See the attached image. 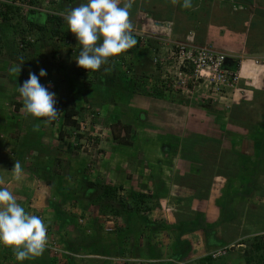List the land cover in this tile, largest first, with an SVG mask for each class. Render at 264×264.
<instances>
[{"label":"crops","instance_id":"0c3cea01","mask_svg":"<svg viewBox=\"0 0 264 264\" xmlns=\"http://www.w3.org/2000/svg\"><path fill=\"white\" fill-rule=\"evenodd\" d=\"M210 1L211 2H209L207 7H205L209 10V12H211L212 7L213 8L215 7L213 5V0H210ZM214 1L224 2L226 4L222 7L224 9L226 8L228 9L229 4L233 5L235 3L237 5H240V7L238 8H241V9L247 6L249 9L252 8L255 10V9H258L259 7L264 6V0H252L250 4H247L246 0H238V1L237 0H214ZM84 2L86 1L84 0ZM76 6H78V4L76 3H65V8L67 9H69L70 7H76ZM231 8L233 7L231 6ZM143 15L144 16H142V13H138L137 15L138 23L142 24V23L147 22L151 24V21H152L156 26H160L156 24L155 21H153L146 14H143ZM174 20L176 19H173L171 22L165 23V25L169 24L171 26V30H172V24L175 23ZM162 25H164V23ZM248 26L249 25H247V27L245 28L243 32L242 31L234 32L233 30L231 31L232 32L231 34L229 33L225 34L223 36L224 40L230 36L236 37V40H234L233 43H230L233 47L229 45L226 49H223L221 47H219L218 49L221 51H225V50L233 51L234 46H238L239 51L237 52L241 53L242 51H244L245 50L243 49L244 48L243 46L245 45L244 38L246 36L244 34L245 32L252 33L253 31ZM62 29L66 33L69 31L67 24L64 25ZM208 30H210V26ZM219 37L220 36L216 38L219 39ZM209 39H210L209 36H206L204 42L213 44ZM63 44L64 45L60 48V51L63 50L64 52L67 53L68 46L65 45L66 43H63ZM80 47L81 46H76L77 49H79ZM44 50L46 52L44 54L49 55L48 48H44ZM234 52L236 51L234 50ZM242 54H244V57H245V51L244 53L242 52ZM254 54L255 55L251 54L252 56L248 55V57H245V58H243V55L236 56L237 60L241 61V64L239 66V73H240L242 80H244V82L241 84L243 88L241 87L239 95H241V97L245 99L251 97V95L253 94L251 91L252 89H259V90H263L262 92H264V52L254 53ZM76 58L77 56L67 57V54L64 58H62L63 69L58 73L61 74V72H65L64 77L61 79L63 80L62 84L64 85H68L69 83L74 84L78 82V80L77 81L74 80L77 69H83L84 70L83 74L85 76L90 74L89 70H86L77 65ZM260 58H262V60L258 64H255V59H260ZM7 60H8L7 58H4V59H1L0 61L1 62L0 64V112L2 111V109H4V112L2 111L3 113L2 115H0V131H1L0 132V146L1 147L3 146V150L5 147L8 146V149L11 151L10 154L9 153L5 154L7 156V161L11 163V166L7 167L8 170L6 172H3V171L1 172V169H0V179L3 180V184H0V187H7L15 195L17 201L25 208V210L28 213L30 212V214L37 215L43 218V220L46 219L44 220V222L47 225L48 242L53 241L59 247L61 244L63 246L65 243L66 244L69 243L72 249H77L78 244H79L82 249L94 248V249L101 250L103 252L102 255H100V253L97 252V254L94 255L95 258H86L89 261L92 260L93 264H126L128 262H130L131 264H134L136 262H140V263L156 262L157 259H155L156 258L155 253L157 252V249L160 248L161 245L162 246L160 249L163 252H165V250L169 252L172 246L175 248V251H176L177 249L175 245H176V236L178 235V230H179L178 227L182 224H186L187 221L190 222L189 227H193L191 226V223L196 222V221L197 223L200 224V226H195L194 229L193 228L187 229V231L184 232V235L180 237L181 240L185 239L189 242L188 247H190L191 249L190 252L186 254L188 256L184 258L185 260L188 257L192 256L190 255V253L191 254L193 253L194 256H196L202 250L204 251L207 250L206 252L207 254L209 252L208 249L210 248L211 250L212 247L215 245L214 243L217 240L218 241L220 240V235L224 234V232L222 231V228L220 226H217L214 229L215 230V233H214L212 232L213 230L211 231L209 230V226H212L213 224L218 222L221 218L220 210L216 204V201L223 200L222 189L225 184V179L219 176L211 177L210 169L206 171L200 168L201 170L200 172L193 171L194 163H191L188 160H184V159L178 160L176 163L175 160H172L173 157L170 158L174 154L175 146L169 144L170 143L169 139H167V141L165 142V144L168 143L167 146L169 145L168 147L166 146L167 148H162V146H159L158 144H154L155 145L154 152L150 150V153L154 154L153 156L155 160L154 162L151 163L150 158H149L150 156L148 155V157H146L147 149L143 147L142 149L139 145L146 144L147 139H151L152 142L158 143L157 138L161 137L158 135L161 131V128H153V134L154 133H158V134L147 135V137H142L140 127H139V125L141 124V121L137 120L136 118H132L131 121L133 124H137L138 126L137 130L140 131V135H138L139 137L137 136L138 140L137 138L133 137L135 139L133 143L135 144L132 145L133 146L132 149L133 148L134 149L131 150V148H129L130 146H126V148L127 149L129 148L130 151L127 150L124 152L130 155L131 158L128 159L122 155H119L117 159H113L112 157L113 153H117V151H121V149H120V146H118L116 149H113V147H115V145H118V144H116L112 140L110 132H109L110 136L107 140L108 142L107 144L109 145V148L111 149L110 154L107 155L106 153L105 156L98 155L95 162L96 164H98L100 169H103L102 170L103 172L105 171L107 175H110V174H114V171L115 170L117 171V169H122V168L125 169L124 165H125L126 160L132 161V165L130 167H133L131 168V171L136 172V177H135L136 179L132 178L133 180L131 179L130 181H128L129 179L127 180V178H124V180L126 179V181H124L126 183V186L124 188L129 190L128 193L131 194L133 198L131 200H137V199H140L142 196H144L143 197L144 202H141L144 210L137 209V211L135 212L133 211L129 212V211L124 210L122 212V215L126 212L125 215H128V216L127 217L124 216V217H126L127 221L131 220L130 223L131 224L134 223L135 226L136 224L141 225L144 222L143 226H145V228L147 229L149 228V230L146 229V232L148 234L152 230L151 226H153L155 224L154 222L156 221L157 227L156 229H154L155 232L153 231L155 234L153 235L154 238H152L154 240L152 243V247L149 246V249L151 252H148L147 256L142 255L141 258L136 257V258H139V260L134 261V259L136 260V258L133 259L135 253H136V256H139L138 254L139 251L135 252V248H137V246L139 245L138 241L142 240L143 237H144V240H146L145 238L147 237V235L142 236V232L139 231V229L135 230L136 227H132L133 230L131 228L128 229L129 233H127L128 237L126 238V240L128 241H126L125 239L124 240L120 239L119 242L116 241L117 242L116 244L111 245L110 243H108L110 240H108L107 242V239H105L104 237L100 238V241L95 240V239L91 240V238L98 237V234H99L98 232L101 231L100 233H102V230H100L101 226L99 225V223L102 224V220L105 217H112L111 214L106 215L104 217L100 214L97 217L95 216V212H100L99 210L100 208L96 204L92 203V200L95 196L94 194H96V191L94 188L88 187L87 183L94 182L98 178V174L97 175L94 174V176H92V179H87L83 181L81 177L82 175L80 176L78 175V173L76 174L75 172H72L71 177L69 175V172L65 173V171H68L67 170L68 166H69V170L71 169L70 167H73L72 164L74 162L72 161L76 160L77 158H80L84 160V163H88V158L87 157L85 158V156L81 157L80 153L76 155V154H69L65 152L66 150L65 146L62 147L63 152H60V149L57 150L56 148H52L48 146L49 145L48 141L56 140L55 139L56 138L55 136H57L56 133H54V135L52 134L49 137L48 136L42 137L39 143H35L33 145L35 147L27 146L26 143L23 141L24 138L22 136L19 137V140L17 141L14 137L12 138V131L15 127L13 121H15V119H16V123L17 121L18 122L20 121L22 122V124H24V126L25 125L28 126V124L26 123L27 120L29 122H34L33 120L35 119L38 120V118H34L33 116L27 113H26L27 115H23L24 113V111H22L23 108L15 115L12 112L11 100L12 101L16 100L17 102H23V99L17 90L18 85L22 86L23 82L28 79L29 72H35L37 76H39V72L41 68L34 67V65L37 63V58H35L34 61H31V66H28V64L25 65V67H27L26 68V72H28L27 74H24V75L16 74L18 76L16 77L12 76V78L10 79L9 76L12 74L10 72V68L14 65V61L10 59V62L8 63ZM115 60H116L115 58H110L109 63L107 65H103L99 71H96V73L98 75H100L99 73L104 74L105 72L104 69L110 68L111 71L105 72V74L111 75V73H113L112 64ZM228 62L234 63L235 61L230 60ZM43 63H44L43 65L46 66V62H43ZM54 66L56 67V65ZM21 71H24V70H21ZM56 76L52 75L51 78L56 77ZM262 76H263V79L260 80ZM45 77H40V81L47 82L50 80L48 79V76H45ZM100 79H102V77H100ZM62 84H59L60 94L59 93L56 94V99H58L61 96V94L67 90V87L66 88L64 87V91H61ZM52 86H53L52 83H48L46 87L51 88ZM83 88L84 86L81 89ZM84 90L86 92V88H84ZM81 92L82 91H79V92L76 91L74 95H75V98L77 99V103H79L80 106H83L84 100H83V97H81V94L83 92L82 93ZM127 98L128 97H126L123 100L114 98L115 104L113 105L103 104L101 108H97L101 111L100 112L101 117H103L102 111H105V110H108L109 112L115 110L117 113L121 105H123L124 103H125L126 110L129 112V107L131 103L130 104L128 103ZM154 100H155L154 102L155 104L153 103L151 105V103L148 102L146 105L149 109L147 111L141 112L143 113L142 121H145L147 119L152 120V121L154 120L158 121V119L160 120V117L156 118V113L157 111L159 112V110H162L161 108L163 107V105H161L160 103L164 104V100L162 99H158V100L154 99ZM169 105L171 104L169 103ZM172 106L175 107V105H172ZM109 107H111L113 110L109 109ZM180 108L185 109V107L183 108L182 106H180ZM173 110H176V112H179L178 108H174ZM173 110L170 111V114L174 115V117L172 118L176 119V115L172 113ZM148 111L150 112L148 113ZM14 115L16 116L15 118L13 117ZM119 115L120 114H118V116L116 117L112 116L111 121L115 122L116 120L117 121L119 120L123 124H126V123L130 124L129 122L125 123V121ZM179 115H180V112H179ZM162 117H164V122L166 123V126L163 124V121L161 122V125L162 126L164 125V128L167 131H171L173 133L172 127L174 126L172 125L167 126L166 116H162ZM136 120L139 121L140 123H138ZM36 124H39V123H36ZM227 126L230 127L231 125H229L228 123ZM4 127L7 131H3ZM35 127L36 126H34L33 129L31 130L32 134L30 135L37 138L38 136L36 134L41 129L35 130ZM57 127L58 128L60 127L59 123L56 124V128ZM235 127L236 129L232 130L233 134L231 133V131H230L231 134L229 133L226 134V139L224 140V142L225 141L226 142L223 143V146H221V148L226 149V150H233L237 153H241V154L248 155V156L254 155L255 153L254 144L250 137L252 132L248 134V132H245L240 127L238 126H235ZM26 130H29V129H26ZM143 130H146V127ZM76 132L81 135L83 134L81 128L78 129ZM154 136H156V138L152 140ZM166 137L169 138V135H166ZM19 141H20V144H18ZM137 141L139 142L138 143L139 145L135 147H137L138 149L134 147ZM241 143L244 145H242ZM32 144L33 142L31 143V145ZM100 144H102L101 139H100L99 145ZM225 144L226 146H224ZM99 145H98V148H99ZM232 145H238V146L233 147ZM238 147H240L241 149L239 150ZM31 148H34V149H31ZM0 151L2 150L0 149ZM40 153H47L48 156L44 158L42 157L40 158L38 157ZM157 153H161L162 156H165V158H161L160 156H157ZM20 158L22 159V161L20 160ZM55 158L60 160V162H58L59 163L58 176L52 175L51 171L49 172V171L44 170V168L48 167V165L43 164V162L49 164L51 159L54 160ZM16 160H19L23 167V175L20 181L14 180L12 177V172H11ZM107 160H109L110 166L108 169H105L103 166L107 163V162L105 163V161ZM27 161L28 162L32 161V162L28 163L27 167H25L24 164H26ZM114 162L115 164L113 165L112 163ZM35 164L38 165L43 170L41 169L40 171H38V173L32 172L34 171V168L33 169H30V168L35 166ZM197 165L200 166V163ZM75 168L81 169V174H85L84 173L85 166L83 164L80 167L76 166ZM126 169L128 170V168ZM188 175L193 178L195 177L194 179L197 181H200L202 185H203V182H205V185L207 186L209 183L211 184L209 187L208 194L206 197H204V199L197 197L198 190L196 191L195 189L193 190L189 188L192 185L188 184V183H191V180L190 181L187 180ZM69 177L73 180L72 183L74 185L69 183V181L71 180V179L70 180L68 179ZM179 178L181 180L180 184L177 183V179ZM180 180H178V182ZM65 184H70V185H65ZM108 184L113 185V183L111 182ZM71 186L73 188H69ZM199 186L200 185L196 186V188H200ZM121 187L123 189L122 184H121ZM200 190L204 191L203 187H201ZM121 192L123 195L125 191H121ZM246 199H247V204L250 205L249 207L254 206V205L260 206V204L264 202V197L261 196L260 192H256V191L250 194ZM145 201L150 202V203L147 204ZM66 204H69L71 208L75 207L76 208L75 210L77 212H72V213L68 211L67 213L63 212V210H61V207L62 205H66ZM146 204L147 206L145 207ZM40 205H43L44 208H41L42 206ZM133 206L136 208V205H133ZM145 208H150V210L145 211ZM242 208H244V210L249 209L248 207L247 208L242 207ZM171 210L172 212H170ZM151 217L156 220H152ZM81 219L83 222L82 225L79 224V220ZM114 223H115V226H117L118 219L116 220L114 219ZM119 226H125V225L124 224L121 225L119 223L117 227ZM116 233H119V231H116ZM116 233L113 234L112 236H107V237L115 238L117 236ZM253 235H255V233L247 235V236L246 235L243 236V234H239L235 236L236 237L235 240H232L231 242H229V244L234 245L240 242V240H242L243 238L253 236ZM164 236H167V237L171 236L169 239L170 243L168 242V244L171 245L170 247H168L166 243L161 241L162 239L164 240ZM109 245L116 246V247L117 245H119V247L117 249H115L116 248L115 247L111 251ZM120 245L129 250V252H127L125 249L124 256L119 255L120 250L118 249H120ZM242 246L244 247V245ZM115 251H117L118 254L115 253ZM80 253L85 254L83 252H80ZM104 253H107V254H104ZM139 253L141 254V252ZM206 254L198 255L194 259L199 260ZM68 257H70V255ZM87 260L81 259L82 262L87 261ZM236 260L239 261L238 259ZM191 261L193 260L187 259L185 261L186 262L185 264H188ZM232 261L233 260H230V264L233 263ZM64 263H65V260L63 258V264ZM238 263L240 264L241 262H238Z\"/></svg>","mask_w":264,"mask_h":264},{"label":"rangeland","instance_id":"374dc122","mask_svg":"<svg viewBox=\"0 0 264 264\" xmlns=\"http://www.w3.org/2000/svg\"><path fill=\"white\" fill-rule=\"evenodd\" d=\"M49 0H36L37 2V6L34 8L36 11L40 12L41 15L44 14H49V15H54L57 14L58 16L63 18V15L66 13V11L68 10L67 8H65V3H63L64 5H54L52 6L51 3L48 2ZM55 1H60L59 3H62V0H55ZM209 2H211L210 0H191L192 3V7L191 8H184L183 5V0H179V3L177 4V11L175 12L174 18L176 20H174L175 23L172 24V31H171V26L169 24L164 23V25L162 24H158L160 26H156L152 21L151 24L150 23H142V27H140L139 29H134V35L136 36L137 40H138V44L136 47H134L133 49L122 53V59H120V57L115 58L116 60H122V73H116L117 76L115 78H107L109 79V87L110 88H114L116 91V98H118L119 100H123L126 97L128 103L130 104L129 107V112L126 110L125 107V103L123 105H121L120 107V111H118L115 116H118V114H120L119 116L122 117V119L126 122H129L130 124H132V127L134 129V137L137 138L138 140V135H140V131H141V136L142 137H147V135H154V134H158V133H154L153 134V128H161L160 133L158 134L161 137L157 138V142H152L151 139H147L146 140V144H142L139 145L138 141L136 143L135 146L139 145L141 148H145L147 149L146 152V157H148V155L150 156V161L151 163L154 162V154L150 153V150H152L154 152V144H158L159 146H162V148H167V144H165V142L167 141V139H169L171 145L175 146V151L174 154L170 157L175 160L176 163L178 160H183V154L181 152L182 150V145L185 144V140L188 141V138L193 136V138H195L196 141L199 142H203L204 145H208V152L211 149L210 147V141L206 140L209 138H213V140H221L222 138V142H221V146H223L224 140L226 139V134L229 133L231 134L233 131L235 130L236 127L238 126L237 124H231L229 121V113H232V117H236V119L242 123H246L249 126H255L263 121V114H264V99L263 97L259 96L256 97L254 95L255 91H258L259 93H261L263 90H259V89H252V95L249 98H242L240 94V89H241V84L244 82V80H242L239 70H237V75H238V80L237 83L234 84V86L232 85V87H223L220 89V91H215L213 89V86L208 84L206 81H203L199 83H197L196 88L194 90H188L186 89V85H183V91L181 93H175L173 90L169 91L165 89V82H167L168 80H171L172 77L174 76V71L176 72L177 70L179 71V73H182V75L180 76V78L182 79V81H184L186 79L187 76L184 75V72H189L190 70L187 69L188 65L186 64V60H184V58H179V54L178 51L175 47V43H180L184 40V43L187 45H192L194 44H204L206 42L205 38L206 36H209V40L213 43V45H217L218 47H221L223 49H226L230 44L226 41H224L223 39V35H222V39L221 40H217L216 37L220 36V30L221 29H226V27L228 26H223V24H225V21H229L232 22L234 21V19L232 18H228L229 15L231 13L227 12V8L224 9L222 8L224 5H226L224 2L220 1H214L213 0V5L215 6L214 8L212 7L211 12L208 13V17L207 19H199L197 20V17L199 14L203 13V9L205 7H207V5L209 4ZM219 6V7H217ZM24 9H26V6H23ZM28 9V8H27ZM159 9V8H157ZM155 9V10H157ZM232 11H236L239 12L242 9L241 8H230ZM255 11V12H252ZM250 9V11L248 12V15L250 18H252V16H254L252 22L254 23V33H249V32H245L244 35V42L245 45L243 46L245 49V57H248V55L252 56L251 54L255 55L254 53H260V52H264V6L263 7H259L258 9ZM24 12H27V10H25ZM157 11H155L156 13ZM190 13H193L192 15H189ZM162 14V12H161ZM147 15V14H146ZM27 16V13H26ZM142 16L143 13H142ZM195 17L196 20L192 21L189 23V18L190 17ZM148 18V17H147ZM150 18H152L150 16ZM187 18V19H186ZM193 18V20L195 19ZM205 18V17H204ZM141 19V18H139ZM161 20V19H160ZM204 20V21H202ZM185 21V22H184ZM188 21V22H187ZM1 23V21H0ZM67 24V23H66ZM12 25H16L15 21H13ZM141 25V24H140ZM210 26V30H208ZM247 26V25H245ZM256 27L259 28L256 31ZM23 28V26H22ZM236 29L235 31H241L243 29V27L241 26H237L235 27ZM13 30V29H11ZM17 31H19V29L17 28ZM205 31V32H204ZM243 32V31H242ZM241 32V33H242ZM232 33V32H231ZM203 34V35H202ZM72 35L76 38V36L72 33ZM6 36H7V41H8V37H10V34H8L6 32ZM19 34L15 35V38H18ZM38 34L33 33V38L37 37ZM202 36V37H201ZM0 37H1V41H0V48H2V45L4 44V41L6 40L5 36L2 34V31L0 30ZM73 38V37H72ZM213 39H215V41H213ZM148 40H152L153 41V46H148L147 41ZM223 40V41H222ZM232 40L234 42V40H236V37L232 36ZM180 41V42H179ZM222 41V42H221ZM39 45V44H38ZM37 48L32 47L31 49H25L24 51L20 50V54L22 56H34L36 54H44L46 53L44 48L40 47ZM193 45V46H194ZM246 46V47H245ZM3 48L0 50V61L1 59L7 58L8 63L10 62V58L8 55H5L4 53L2 54ZM37 51V52H35ZM49 51V49H48ZM234 51V50H233ZM239 51L236 50V53H232L235 56L238 55H243L242 52L244 53V51H242L241 53L237 52ZM232 51L229 50H225L224 53H231ZM66 52H64L63 50H61V55H59V60L64 58L66 56ZM231 54V55H232ZM50 55V53H49ZM258 55V54H256ZM44 56H47L46 54H44ZM31 58V57H30ZM37 58V63L34 65V67H39V68H49L51 67H55L52 64H47L46 66H44L43 62H41L40 57H36ZM50 58V56L48 57ZM25 62H27L28 60H24ZM53 61V60H51ZM54 62V61H53ZM1 64V62H0ZM17 64L18 63H15ZM54 64L56 65V63L54 62ZM50 67V68H51ZM21 71L20 75H24L27 74L28 72H26V68L25 67V63L22 65L21 67ZM56 69V68H55ZM46 72H49V76L52 77V75L56 76L53 78H56L58 80V82H60V80L64 77V73L65 72H61L60 73H56L53 72L52 70H46ZM104 75H108L110 76V74H105ZM103 75V76H104ZM12 76L16 77L18 75L16 74H11L9 76V78L11 79ZM141 76H146L147 80L143 81L144 83H140L139 86L136 87V85L134 84V82H137ZM22 77V76H21ZM107 77V76H106ZM46 78V77H45ZM85 79H88L89 81L91 80L92 76L91 74H88L84 77ZM156 78L159 80H156ZM263 79V76L260 78V80ZM111 82V84H110ZM145 82H147L145 84ZM62 84V83H61ZM72 83L69 84V86L62 84L61 86V91H64V87L69 88L70 85ZM77 87L75 88L76 91H78L79 89H81L84 85L81 81H78L77 83ZM111 85V86H110ZM97 85L96 89L102 90L101 88ZM262 87V86H261ZM95 88V84L92 86V89ZM243 88V87H242ZM105 91V88H103ZM107 90V89H106ZM157 90V91H156ZM159 90H165L166 93L160 94L158 93ZM67 91V90H66ZM64 91V93L66 92ZM9 92V91H8ZM79 92V91H78ZM157 92V93H156ZM75 93V91H74ZM158 94V95H155ZM169 94H172V97L169 96ZM93 99H98L97 98V94L93 92L92 95ZM165 98V99H164ZM171 98H173L174 100H172ZM158 99H162L164 100V104L160 103L161 105H163V107L161 108L162 110H159V112L157 111L156 113V118L160 117V120H145L142 121L143 116L141 112L147 111L149 108L147 107V103L150 102L151 105L155 102V100ZM4 100V99H2ZM141 100V101H140ZM152 100V101H151ZM123 102V101H122ZM159 102V101H158ZM157 102V103H158ZM85 103V102H84ZM169 103L171 105H169ZM189 103V104H188ZM155 104V103H154ZM172 105H175L172 106ZM180 106H182L183 108L185 107V109L180 108ZM235 107V109L233 108ZM82 108V107H81ZM84 109V120L81 119V123H85L82 124V132L83 135L89 134L90 132L92 133V137L94 136H99L102 144L99 145V149H103L105 152L100 153L97 152L95 149H92L91 147H87L86 143L83 141H81L80 143L82 145H85L86 150L88 149L89 151L87 152L86 150L79 152L81 157L88 158V163H84L83 159L77 158L76 160L72 161L74 162L72 165L73 167H70L71 169L69 170V166L67 167L68 171H65V173L69 172V175L71 177V173L75 172L76 174L78 173V175H82V180L85 181L87 179H92V176L97 175L98 174V178L101 181L105 182V183H113L114 186H121V184L123 185V190L125 191L124 194L122 195V192H119V197L123 198V200H125L128 205H131L130 202H134L131 194H129V190L125 189L124 187L126 186V183L124 181H126V179L124 180V178H127L128 181H130L132 178L136 179V172L131 171L130 167L132 165V161L131 160H126L125 162V169H117V171H114V174H110L107 175L105 173V171L103 172V169H100L98 164H96V158L98 157V155H102L105 156L106 153L107 155L110 154V148L109 145L107 144V140L109 138V130L108 125L114 123V121H111V113L109 115L105 114L106 112H102L103 117H101V113H99V115L97 117H95L97 114H95L93 117L90 116V113L87 110L86 107V103L85 105H83ZM174 108H178L179 112H176V110H173ZM228 109L230 110V112H225V110ZM172 111V113H174L176 115V119L172 118L174 117V115L170 114V111ZM2 111L4 112V109H2ZM0 112V115H2L3 112ZM221 111H223V113H221ZM101 112V111H100ZM150 111H148L149 113ZM236 112H238L236 114ZM23 115H27L25 112L23 113ZM82 115V116H83ZM150 115V114H149ZM135 116V117H134ZM152 116V115H151ZM162 116H166V122H167V126H174L172 127V131H167L164 128V125L166 126V123L164 122V117ZM132 118H136L137 120L141 121V124L139 125L140 127V131L137 130L138 126L137 124H133L131 119ZM155 118V119H156ZM136 120V121H137ZM7 121V120H5ZM93 121V122H92ZM163 121V126L161 125V122ZM92 122L91 129H90V125L89 123ZM138 123H140L139 121H137ZM26 123H29V121L27 120ZM122 123V122H121ZM231 125L230 127H228L227 125ZM25 127V126H24ZM23 127V128H24ZM146 127V130H143ZM240 127V126H238ZM251 127H244L241 126L240 128L243 129L245 132H248V134L251 132ZM89 129V131H88ZM228 130V131H226ZM3 131H7L5 129V127L3 128ZM231 131V133H230ZM1 132V131H0ZM11 132V131H10ZM19 132V131H18ZM25 129L22 130V132L20 131L19 134L17 133L16 129L14 128V130L12 131V135H14V137L17 139L19 137H23L26 133H25ZM101 132V133H99ZM224 132V133H222ZM167 133V134H166ZM172 133V134H170ZM233 134V133H232ZM166 135H169V138L166 137ZM191 135V136H190ZM31 135H26V137H29L30 139ZM138 136V137H137ZM198 137V139L196 138ZM96 138V137H95ZM156 136H154L152 138L155 139ZM27 144L26 145H30L29 143V139L25 138ZM50 140V139H49ZM135 141V139L133 140ZM162 141V142H161ZM230 142V141H229ZM149 143V144H148ZM163 143V145H162ZM48 146L52 147V148H57L59 143L56 140H52V141H48ZM135 143H132V145ZM242 144V143H241ZM130 146L129 148L132 149L133 146ZM244 145V144H242ZM118 146L120 145H115V147H113V149H116ZM167 146V147H166ZM226 146V144L224 145ZM233 147H236L238 145H232ZM240 146V145H239ZM127 149L125 146H120L121 151H117V153H113V159H117V157H119V155H122L128 159L131 158L130 155L124 153L125 151L130 149ZM137 148V147H135ZM142 148V149H143ZM239 150L241 149L240 147H238ZM0 149L2 151H0V169L1 172H6L8 170L7 167L11 166V163H9L7 161V156L5 154L9 153L10 154V150L8 149V146L4 148L3 150V146H0ZM138 149V148H137ZM156 149V148H155ZM109 151V152H108ZM60 152H63V149H60ZM86 153V154H85ZM161 153H157V156H160L161 158H165V156H162ZM207 151L202 153V155L204 157H206ZM78 155V154H76ZM89 157H88V156ZM48 154L47 153H40V155L38 157H47ZM101 156V158H102ZM228 157V156H227ZM227 157H223V161H225V158L227 159ZM136 158V157H135ZM134 158V159H135ZM20 160L22 161V159L20 158ZM185 160V159H184ZM209 159H206L203 163H200V168L202 170H206V163H210L208 162ZM32 161H27L26 164H24L25 167H27L28 163H30ZM107 162V163H106ZM105 165L103 166L105 169H108L110 166V162L109 160L105 161ZM85 166V174H81V169H76L75 167L78 166L80 167L81 165ZM113 165L115 164L112 163ZM130 167V168H129ZM128 168V170L126 169ZM66 169V168H65ZM63 169V170H65ZM102 171V172H101ZM64 172V171H63ZM199 176V175H198ZM68 178L69 180L71 178ZM195 178V177H194ZM193 177H190L189 175L187 176V180L190 181L191 183H188L192 186H190L189 188L191 189H195L196 186L198 185H202L200 181L195 180ZM8 179V178H7ZM74 179V178H73ZM132 179V180H133ZM179 179H177V183H181V180L178 182ZM72 179L69 181L70 184L74 185L72 183ZM70 184H65V185H70ZM205 185V182H203V187ZM195 186V188H194ZM69 188H73L72 186ZM75 192V191H73ZM95 195V194H94ZM99 195L101 196V193H99ZM102 197V196H101ZM103 199V203L106 205L104 198H100V200ZM146 202V201H145ZM147 204H149L150 202H146ZM147 204L145 205V207L147 206ZM41 208H44L43 205ZM113 206L117 207L118 205L116 203H113ZM137 209H142L144 210V208L142 207V204L139 203L138 205H136ZM40 208V207H39ZM119 208V207H118ZM260 208V207H259ZM69 209V210H68ZM75 207H70L69 204L66 205H62L61 210H63V212L67 213L70 212H77L75 210ZM240 209V208H239ZM256 209L253 210H244V208H241L240 211H238V209L236 208V206L232 203L231 205L229 204L226 211L229 213H234V211H237L236 214L239 215V217H234L237 218V220L241 219V222L238 223L236 225L231 226V230L226 231L224 234L220 235V240H224V238H228L229 237V241L232 240V238L230 237H234L237 236L238 234H243L245 232H249L251 228H253V234L255 233H259V231L261 229L264 228V212L263 209H260V213L259 214H255L254 217H247V215L251 214L252 212H254ZM97 211V210H96ZM172 212V210L170 211ZM30 213V212H29ZM126 213V212H125ZM125 213L123 215H121L120 217H118V224L120 223L121 225L126 224L128 226V229L132 227H136L135 230H138L142 232V236L147 235V237L145 238L146 240H144V237L142 238V240L138 241L139 245L137 246V248H135V252L139 251L141 252V254L138 252L139 256H136V253L133 257H139L141 258L142 255L143 256H147L148 252H151L149 249V246L152 247V243L153 240L152 238L153 235L155 234L154 229H156L157 225H156V221L154 222L155 224L153 226H151V231L148 234L146 232V229L144 225V222L140 225V224H136V226L134 225V223H130V221L126 220V217L128 215H125ZM91 214V213H90ZM100 214V212H95V216L97 217ZM126 216V217H124ZM104 217V216H103ZM243 218L245 219V221H243ZM124 219V221H123ZM152 220H156L153 219L151 217ZM46 220V219H44ZM82 220V219H81ZM158 220V219H157ZM231 220V219H227ZM80 224V223H79ZM83 223H81L82 225ZM99 225L101 226L100 229L102 228H114L115 230H119L117 226H115L114 223V219L112 217H105L102 220V224L99 223ZM185 225V224H183ZM169 228V227H168ZM133 230V229H132ZM149 230V228L147 229ZM154 231V232H153ZM171 231V230H170ZM116 232V231H115ZM120 232V231H119ZM120 234V233H119ZM262 234V233H259ZM149 235V236H148ZM105 238L108 240H110L108 243H110L111 245L116 244L117 242H119V239L117 238V236L114 237H107L105 230L102 231V233H100L98 235V237H95L96 240H100L99 238ZM171 237V236H170ZM170 237L168 236H164V240L162 239L161 241H163L164 243L167 244L168 247H170L171 245L168 244ZM111 238V239H110ZM148 238V239H147ZM115 239L117 240V242L115 241ZM102 240V239H101ZM50 241V240H49ZM130 241V240H129ZM228 241V242H229ZM147 242V243H146ZM149 243V244H148ZM170 243V242H169ZM162 246V245H161ZM160 246V248H161ZM67 244L65 243L63 246L62 244L60 245V247L58 245H56L55 242L50 241L47 243V247L45 252L43 253V255L32 259V260H26L23 262L17 261L13 250L11 248L5 247L3 245H0V264H45V260L46 257L48 256V258L50 257H54V258H58L59 259V264H63V256L64 254L60 253L63 252L65 250H63L64 248L66 249ZM110 250L112 251L116 246H110ZM119 247V245H117V247L115 249H117ZM140 247V249H139ZM142 247V248H141ZM70 250H72V247L69 246ZM124 249V247H122L120 245V250L122 252V250ZM126 249V248H125ZM108 250V251H110ZM107 251V250H105ZM127 252H129L128 249H126ZM87 254H91V255H96L97 252L100 253V255H102V251L98 250V249H94V248H90V249H85V251ZM95 252V253H94ZM207 250L204 251L202 250L198 255H202V254H206ZM242 252V251H241ZM115 253L118 254L117 251H115ZM107 254V253H104ZM190 257H188L187 259L193 260L191 262H189L188 264H193L194 261L197 264L196 260L194 259L195 257H197L198 255L194 256V254L190 253ZM172 256L171 251L169 250V252L167 250H165L164 252V260H168L170 259V257ZM188 256V255H186ZM65 258V257H64ZM139 258H136V260L134 259V261H138ZM68 258H65V262L67 261ZM186 259V260H187ZM87 260V259H84ZM171 260V259H170ZM185 259L183 260V263L185 264L186 261ZM230 260H233L232 264H239L238 262H241V264L243 263V260L241 261L239 259V261H237L234 256H232V258ZM69 262V261H68ZM74 262V261H73ZM71 262V263H73ZM85 262V263H83ZM77 261L76 264H93V261ZM157 263L154 264H163L165 262L159 260L156 261ZM140 262H136L134 264H139ZM177 263V262H176ZM181 263V264H183ZM194 263V264H195ZM215 263H220V260L215 261ZM75 264V263H74ZM140 264H145V263H140Z\"/></svg>","mask_w":264,"mask_h":264},{"label":"trees","instance_id":"16d2710c","mask_svg":"<svg viewBox=\"0 0 264 264\" xmlns=\"http://www.w3.org/2000/svg\"><path fill=\"white\" fill-rule=\"evenodd\" d=\"M14 4H7V3H0V30L2 31V34L5 36L6 40L4 41V44L2 45V54L4 53L5 55H8L9 58L14 61L15 63L20 64V57H23V60H28L27 62L24 61L25 65L28 64V66H31V61H34L36 57H40L41 62H46L47 64H52L55 65L54 62L56 63V67H49L45 68V70H52L53 72H60L63 69V62L62 59L59 60V55H61L60 48L64 45L63 43H66L65 45L68 46V52H67V57H76L79 54V49L76 48V46H80L78 43L77 38H75L72 35V32L69 30L67 33L63 31L62 27L66 25V21L64 18L58 16L57 14L54 15H49V14H44L41 15L40 12L36 11L34 8L37 6L36 0H13ZM86 1V0H85ZM238 1V0H237ZM252 0H246L247 4H250ZM49 3L54 5H61L64 2L67 3H76L80 4L83 3L84 0H62V3H59L60 1H55V0H49ZM178 4V3H177ZM175 4L173 5L171 3V0H135V3L133 5V8L131 9V16L130 19L132 20L134 24V29H139L142 27V24L137 22V15L138 13H143L147 14L148 17H152L151 19L155 21L156 24H163V23H168L171 22L174 18L175 12L177 11L178 5ZM233 8L240 7V5L235 4H229V8L227 9V12L231 13L228 18L234 19V21L230 22V20L225 21V24L223 26H228L226 29H221L220 30V35L219 39H222V35L224 36L225 34H231V31L235 30L236 25L243 27L241 31H244L247 26L250 29H254L255 25L252 22L254 16L252 18L249 17L248 12L250 9L245 6L242 8L241 11L236 12L232 11L230 8L231 6ZM23 6H26L27 8L24 9ZM159 8V9H157ZM157 9V10H155ZM27 10V12H24ZM155 11H157L155 13ZM256 11V10H255ZM252 10V12H255ZM162 12V14H161ZM27 13V16H26ZM188 13V12H186ZM209 10L207 8L203 9V13L199 14L197 17V20L199 19H207ZM189 14V13H188ZM193 13H190L189 15H192ZM146 16V17H147ZM264 16V15H263ZM195 17H190L189 18V23L192 21H195ZM205 17V18H204ZM193 18H195L193 20ZM161 19V20H160ZM187 19V18H186ZM13 21H15L16 25H12ZM165 21V22H164ZM204 21V20H202ZM185 22V21H184ZM188 22V21H187ZM23 26V28H22ZM68 27V26H67ZM254 27V28H253ZM17 28L19 31H17ZM13 29V30H11ZM259 28L256 27V31ZM6 32L10 34V37H8L7 41V36ZM205 32V31H204ZM33 33L38 34L37 37L33 38ZM252 33L255 34L254 30ZM19 34L18 38H15V35ZM203 35V34H202ZM73 37V38H72ZM202 37V36H201ZM1 41V37H0ZM215 41V39H213ZM223 41V40H222ZM224 41L230 43H233L232 36L226 38ZM180 42V41H179ZM148 46H153V41L148 40L147 41ZM184 43V40L182 41ZM39 44V45H38ZM62 44V45H61ZM48 48L50 53V58L49 55L44 56V54H36L34 56H22L19 52L24 51L25 49H31L32 47L37 48ZM192 45V43H191ZM194 45V44H193ZM196 45V44H195ZM201 45V44H200ZM213 45V44H212ZM231 45V44H230ZM214 46V45H213ZM232 46V45H231ZM233 47V46H232ZM246 47V46H245ZM0 48V50L2 49ZM238 49V46H234V50L236 51ZM236 53V52H235ZM46 57V58H45ZM120 59H122V56H118ZM118 57H113V58H118ZM53 60V61H51ZM116 61V62H115ZM112 64L113 67V73H111L110 76L104 75L99 73L98 75L96 71L91 74L92 78L89 81L88 79L84 78L83 74V69H77V72L75 73L74 80L75 81H81L84 85V88H86V92L83 89H79L78 91H82L81 97H83L84 102L86 103V107L88 112L90 113V116H94L97 114L95 117H97L100 113V110L97 108H101L103 104H109L113 105L115 104V99L116 98V91L114 88L109 87V79L107 78H115L117 76L116 73H122V60H115ZM56 68V69H55ZM122 68V69H121ZM189 70L190 68L187 67ZM234 68H237L234 66ZM103 72V71H102ZM178 70L175 72L174 71V76L172 77L171 80H168L165 82V89L169 91H174L175 93H181L183 91V85H186L190 90L191 84H194L196 82L191 81V78L189 79L190 74L188 72H184V75L187 76L184 81L180 78L182 73L178 74ZM104 75V76H103ZM113 75V77H112ZM48 79H50L47 82H42L40 83L44 85L45 87L47 86L48 83H52L53 86L51 88L48 87V90L50 92H55L56 94H60L59 90V84L63 82V80H58L56 78H51L49 76V72L47 73ZM102 77V79H100ZM147 80L146 76H141L140 79L137 82H134V84L139 86L140 83H144L143 81ZM156 80H159V78ZM78 82L70 85L69 88H67V92L62 93L61 96L56 99V108L57 110L61 113L59 118L52 123H46L43 118H38L33 120L34 122H29L27 123L28 126L24 127V124L22 122L16 123V119L14 122V128L16 129L17 133L23 129H25V135L23 136L24 142L27 144L25 141L26 135L32 134L31 130L33 129L34 126L39 125V129H41L36 135L38 136L33 137L32 135L30 136L29 139V146H33L35 143H39L42 137L45 136H51L52 134L56 133L57 136H55L56 141L59 143L58 147L56 148L57 150L63 149L62 147H66L65 152L69 154H79V152L86 150L85 145H82L79 143L81 140H84L86 143V146L91 147L92 149H95L97 152L103 153L105 152L103 149H99L98 145L100 143V137L98 136H86V134H79L76 131L79 129L80 125L78 124L77 121H81V119L84 120V109L83 106H80L79 103H77V99L75 98V93L76 92L75 88L77 87ZM147 82H145L146 84ZM70 84V83H69ZM69 84L67 86H69ZM95 84V88L97 85L101 88L102 90L96 89L97 91L95 92L97 94L98 99H93V90L92 86ZM98 87V88H99ZM105 88V91L104 89ZM107 89V90H106ZM193 90V89H192ZM157 91V90H156ZM157 93V92H156ZM155 95H158L156 94ZM160 94L163 95V93H166L165 90H159ZM254 95L259 98V96L263 97L264 99V92L259 93L258 91L254 92ZM170 97H172V94H169ZM165 99V98H164ZM174 100L173 98H171ZM11 107H12V112L16 115L22 108H23V102H17L16 100L12 101ZM84 103V105H85ZM189 104V103H188ZM83 109H82V108ZM235 109V107H233ZM109 109L113 110L111 107ZM107 111V112H106ZM120 111V109H119ZM103 112V111H102ZM105 114H108L109 111L105 110ZM116 111L113 110L111 111V116L110 117H116L115 113ZM225 112H230V110L226 109ZM109 113V115H110ZM223 113V111H221ZM238 112H236L237 114ZM13 116L14 118L16 116ZM83 115V116H82ZM229 121L231 124H237L238 126H244L246 128L251 127L247 125L246 123H242L238 121L234 115L232 117V113H229ZM13 118V119H14ZM263 121H264V114H263ZM23 119V118H22ZM93 122V121H92ZM91 122V124H92ZM39 123V124H36ZM59 123V128H56V124ZM24 127V128H23ZM94 127V126H93ZM29 129V130H26ZM110 132L112 140L120 145V146H131L134 140V129L131 124H123L119 120L115 121L112 124L108 125L107 128ZM14 130V129H13ZM19 131V132H18ZM251 139L254 144V149L255 153L254 155H244L241 153H237L233 150H226L221 148V140H213V138L206 139L210 141L211 149L208 152V145H204L203 142L196 141L193 136L188 138V141L185 140V144L182 145V154H183V159L190 161L191 163H194L193 171H198L200 172V166L197 165L199 163H203L206 159H209L208 162L206 163V171L211 170L210 176L215 177H223L225 179V184L222 189V197L223 200L216 201L217 206L219 207L221 218L218 222L213 224L212 226H209V230H213L212 232L215 233V228L217 226H220L222 228V231L225 233L226 231L231 230V226L236 225L237 222L240 223V220H237V218L234 217H239L237 211H234V213H229L226 211L228 205L234 204L238 211L242 207L249 208V210L256 209L254 212L251 214L247 215V217H254L255 214L260 213V209H263L264 212V202L260 204V206H251L247 204V197L252 194L253 192H260L261 196L264 197V122H261L255 126L251 127ZM101 133V132H99ZM16 134V133H15ZM12 135V138L14 135ZM16 137V136H15ZM14 137V138H15ZM96 137V138H95ZM198 139V137H196ZM16 139V138H15ZM19 140V138L16 139V141ZM199 140V139H198ZM33 144L31 145V143ZM20 144V141L18 142ZM37 145V144H36ZM28 146V145H27ZM38 146V145H37ZM34 149V148H31ZM87 152L89 151L88 149L86 150ZM206 157L202 155V153L206 152ZM33 156V155H32ZM228 156V157H227ZM223 157L225 158V161H223ZM36 158V156H35ZM60 160L59 159H51L50 163H45L43 164L48 165V167H45V171H51L52 175H57L58 176V165ZM30 166V165H29ZM31 167V166H30ZM29 167V168H30ZM34 168V173H38L42 168H40L38 165L35 164V166L31 167L30 169ZM43 170V169H42ZM210 183L205 185H200L199 187H203L204 191L200 190V188H195V190H198V195L197 197L203 198L207 196ZM87 186L90 188H94L96 191V194L92 200L93 204H96L100 209V215L106 216L111 214L113 219H117L122 215V212L124 210L126 211H137V207L135 208L133 205H138L141 202H144V196H142L140 199L134 200V202H130L131 205H128V203L123 200V198L119 197V192L122 191L121 186H114L112 184L105 183L101 181L100 179H96L94 182H88ZM99 193H101V196L104 198V201L106 205L102 202L103 199ZM113 203H116L118 207L113 206ZM260 207V208H259ZM240 208V209H239ZM146 210H150V208H145ZM248 210V209H247ZM227 219H231L228 220ZM243 221L245 219L243 218ZM119 224H117L118 226ZM125 226H119L120 231L117 234V238L120 239H125L128 237L127 233H129L128 226L124 224ZM190 222L187 221L185 225H180L178 228V235L176 236V251L175 248L172 246L171 247V253L172 256L168 260H164V252L158 248L157 252L155 253V259L156 261H163L165 263L163 264H180L183 262L184 258L186 257V254L190 252V247H188L189 242L187 240H181L180 237L184 235V232L187 231V229H194L195 226H200L199 223L192 222L191 226L189 227ZM102 230V229H100ZM101 232V231H100ZM100 232H98L100 234ZM262 233V234H259ZM259 233H256L253 236H249L246 238H243L240 240V242L234 244V246L238 245H244V250L242 252H239L238 250L235 251H230L229 242L232 240H235L234 237L232 238L231 241H229L228 238H224V240H217L210 250L208 249V253L200 258L199 260H196L197 264H230V259L232 256H234L235 259H240L241 261L243 260L242 264H264V228L259 231ZM98 234V235H99ZM253 234V228L250 229L249 232L243 233V236H247ZM239 235V234H238ZM95 239L96 238H91ZM100 239V238H99ZM100 241V240H99ZM128 241V240H126ZM229 241V242H228ZM69 246H71L69 243L67 244L66 249L64 248V257L68 258L67 261L64 264H76L77 261H79L78 258H76L74 255H80V252H83L87 254L85 249H82L81 246L78 244L77 249H72L70 250ZM218 251H224L223 254H219L216 257H213V254L218 252ZM72 254L73 256H69ZM103 253V252H102ZM125 254V248L120 251L119 255L124 256ZM64 258V259H65ZM220 260V263H215V261ZM58 258L46 257L45 264H59ZM69 261V262H68ZM74 261V262H73ZM73 262V263H71ZM177 262V263H176ZM157 262H149L145 264H154ZM39 264V263H37ZM44 264V263H43ZM126 264H131L130 262ZM196 264V263H195ZM241 264V263H240Z\"/></svg>","mask_w":264,"mask_h":264},{"label":"clouds","instance_id":"9594fccd","mask_svg":"<svg viewBox=\"0 0 264 264\" xmlns=\"http://www.w3.org/2000/svg\"><path fill=\"white\" fill-rule=\"evenodd\" d=\"M134 3L135 0H86V2L80 3L76 7H70L66 11L63 18L67 23L68 30L76 36L81 46L76 58L79 67L89 70L91 74L99 71L103 65H107L110 58L118 57L137 46L138 40L134 35V24L130 19ZM171 3L175 5L179 3V0H171ZM182 6L191 8V0H183ZM194 46L208 47L224 53L218 49V46H213L210 43ZM232 53L235 54L234 51L229 54L224 53L227 58L223 67L237 72L241 61L237 60ZM19 59L20 64H14L10 68L12 74H20L21 72L24 60L23 57ZM230 60L235 62H228ZM256 60L260 62L262 58ZM236 64L237 68H234ZM255 64L258 63L255 62ZM104 71L110 72L111 69L105 68ZM191 73L192 69L190 68L188 74L191 76ZM45 76H47V72L43 68L40 69L39 76L35 72H29L28 79L23 82L22 86L18 85L17 90L23 99L22 111L34 118H43L46 123H52L59 118L61 113L55 106L56 93L50 92L48 87L40 83V77ZM200 82L202 79L191 84V88L194 90L196 84H200ZM186 89L189 90L187 86ZM77 122L80 125L79 129H82V124L85 123H81L80 120ZM91 127L90 123V129ZM38 129L39 125H36L35 130ZM88 135L92 136V133L86 134V136ZM11 172L14 180H21L23 167L19 160L15 161ZM0 184H3L2 179H0ZM79 223H83L82 220H79ZM103 230L107 236L116 233L114 228ZM115 241L117 240L115 239ZM47 243V225L43 218L28 213L7 187H0V245L11 248L16 260L23 262L43 255ZM60 253L64 254V252ZM75 257L79 260L95 258L94 255L82 253Z\"/></svg>","mask_w":264,"mask_h":264},{"label":"built area","instance_id":"2783aa9c","mask_svg":"<svg viewBox=\"0 0 264 264\" xmlns=\"http://www.w3.org/2000/svg\"><path fill=\"white\" fill-rule=\"evenodd\" d=\"M0 3L14 4L13 0H0ZM179 58H184L186 64L192 69L191 81L196 82L199 79L206 81L213 86L215 91H220L223 87H232L237 83L238 75L235 71L223 67L227 55L215 51L208 47L187 45L185 43L174 44ZM259 63L258 60L255 61ZM224 251H218L213 257L223 254Z\"/></svg>","mask_w":264,"mask_h":264},{"label":"water","instance_id":"95a60500","mask_svg":"<svg viewBox=\"0 0 264 264\" xmlns=\"http://www.w3.org/2000/svg\"><path fill=\"white\" fill-rule=\"evenodd\" d=\"M244 249V247L241 245V246H238L237 248H236V246H231L230 248H229V250L230 251H235V250H238L239 252L240 251H242Z\"/></svg>","mask_w":264,"mask_h":264},{"label":"flooded vegetation","instance_id":"af4514ba","mask_svg":"<svg viewBox=\"0 0 264 264\" xmlns=\"http://www.w3.org/2000/svg\"><path fill=\"white\" fill-rule=\"evenodd\" d=\"M92 90H93L94 93L97 91L96 89H92Z\"/></svg>","mask_w":264,"mask_h":264}]
</instances>
